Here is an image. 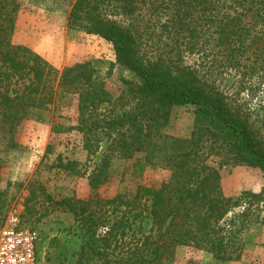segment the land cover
I'll return each instance as SVG.
<instances>
[{
  "label": "trees",
  "instance_id": "1",
  "mask_svg": "<svg viewBox=\"0 0 264 264\" xmlns=\"http://www.w3.org/2000/svg\"><path fill=\"white\" fill-rule=\"evenodd\" d=\"M2 9L1 60L12 72L32 77L16 96L0 93V119L9 131H17L32 109L54 103L57 90H62L78 98V124H57L54 132L82 133L89 156L99 152L104 139L111 141L109 152L89 176L95 193L91 197L57 199L40 186L41 197L48 203L43 216L71 212L84 230L77 264H162L172 260L181 246L203 250L219 260H239L242 243L239 249L231 248L247 221L242 229H235L224 220L243 197L223 193L219 170L205 162L198 147L206 138L225 148L235 161L264 172V131L255 126L252 112L234 104L206 75L188 65L186 54L201 55L208 65L239 75L247 89L259 92L257 108L264 119V0H77L69 24L112 44L116 63L141 80L138 84L123 80L134 93V107L107 117L103 126L96 109L112 102V96L99 73L101 62L68 66L55 89L51 85L55 71L49 62L11 42L18 6L10 13ZM138 18L146 20L151 35L157 32L166 42L146 48L140 28L125 23ZM174 107L194 109L189 139L159 133ZM127 124H136L137 131L122 133ZM138 152H145L151 164H165L172 172L170 178L159 185L140 184L133 198L100 196L112 159L132 158ZM80 165L65 161L62 155L55 164L83 176ZM37 196L31 190L27 208ZM145 211L151 215L152 232L127 240Z\"/></svg>",
  "mask_w": 264,
  "mask_h": 264
},
{
  "label": "rangeland",
  "instance_id": "2",
  "mask_svg": "<svg viewBox=\"0 0 264 264\" xmlns=\"http://www.w3.org/2000/svg\"><path fill=\"white\" fill-rule=\"evenodd\" d=\"M76 1L0 0V7L2 12L10 13L13 7L18 6L13 14L15 23L11 42L29 48L49 62L55 71L51 84L55 89L60 75L68 66L85 61L101 62L99 73L112 96V102L96 109V117L103 126L107 117L114 118L134 107V93L123 80L128 79L134 84L141 80L116 63L112 44L69 24ZM125 23L140 28L146 48L150 50L166 42V38H161L157 32L151 35L153 30L148 29L143 18L125 20ZM186 55L188 65L206 75L234 104L252 112L255 126L264 131L263 115L257 108L259 92L247 89L235 72L212 67L201 55ZM31 78L30 75L12 72L0 57V93L14 97L30 84ZM78 116V98L57 90L54 103L32 109L17 131L10 132L9 126L0 119V242L9 230L30 234L34 264H77L84 230L71 212L55 211L43 216L48 203L41 197L40 186L57 199H87L95 194L89 184V176L109 152L111 141L104 139L99 152L89 156L83 146L82 133L76 130L63 134L54 132L57 124L77 125ZM194 120L193 108L174 107L159 133L169 138L189 139L194 131ZM145 124L146 120L143 121ZM137 129L136 124H127L121 132L130 134ZM198 150L206 163L219 170L223 193L237 199L243 197L242 203L224 220L226 226L231 224L235 229H242L247 221L239 240L231 248L237 249L239 242L242 243V248L237 251L240 258L237 261L219 260L203 250L181 246L175 250L172 260L162 264H264V172L235 161L225 148L206 138L199 143ZM61 155L65 161L80 162L79 169L86 174L74 175L55 166ZM171 175L165 164L158 161L149 163L145 152L135 153L132 158H113L109 179L100 190V196L122 194L133 198L140 184L159 185ZM31 190H36L38 196L27 208ZM246 193L261 196L250 197ZM117 214L122 215L120 211ZM152 227L151 215L145 211L133 227L135 230L129 231L127 240L135 241L150 234Z\"/></svg>",
  "mask_w": 264,
  "mask_h": 264
},
{
  "label": "built area",
  "instance_id": "3",
  "mask_svg": "<svg viewBox=\"0 0 264 264\" xmlns=\"http://www.w3.org/2000/svg\"><path fill=\"white\" fill-rule=\"evenodd\" d=\"M32 236L9 230L0 242V264H34Z\"/></svg>",
  "mask_w": 264,
  "mask_h": 264
}]
</instances>
